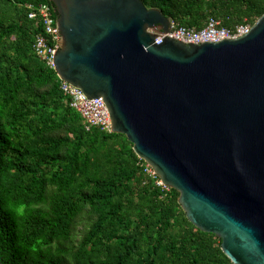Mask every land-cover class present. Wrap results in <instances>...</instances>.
Here are the masks:
<instances>
[{
	"label": "trees",
	"instance_id": "trees-1",
	"mask_svg": "<svg viewBox=\"0 0 264 264\" xmlns=\"http://www.w3.org/2000/svg\"><path fill=\"white\" fill-rule=\"evenodd\" d=\"M141 1L195 30L264 15V0ZM40 5L54 10L51 0H0V264H233L125 135L85 129L35 52L44 28L29 8Z\"/></svg>",
	"mask_w": 264,
	"mask_h": 264
},
{
	"label": "water",
	"instance_id": "water-1",
	"mask_svg": "<svg viewBox=\"0 0 264 264\" xmlns=\"http://www.w3.org/2000/svg\"><path fill=\"white\" fill-rule=\"evenodd\" d=\"M55 72L104 99L112 131L233 264H264V15L245 36L184 44L141 0H51Z\"/></svg>",
	"mask_w": 264,
	"mask_h": 264
},
{
	"label": "built area",
	"instance_id": "built-area-1",
	"mask_svg": "<svg viewBox=\"0 0 264 264\" xmlns=\"http://www.w3.org/2000/svg\"><path fill=\"white\" fill-rule=\"evenodd\" d=\"M29 9V19L36 20L37 24H43L44 28V34L36 39L35 52L42 62L55 70V56L60 45V36L54 10L48 5H40L36 9L30 6ZM252 26L245 22L227 28L221 21L210 18L201 30H195L171 21L169 31L158 32V36L169 37L184 44L201 45L241 38L251 31ZM61 88L70 97L71 106L81 115L87 131L98 128L103 132L113 133L110 112L104 99H90L79 88L64 81ZM147 171L150 175L157 176L148 164ZM157 184L167 189L161 181Z\"/></svg>",
	"mask_w": 264,
	"mask_h": 264
},
{
	"label": "rangeland",
	"instance_id": "rangeland-1",
	"mask_svg": "<svg viewBox=\"0 0 264 264\" xmlns=\"http://www.w3.org/2000/svg\"><path fill=\"white\" fill-rule=\"evenodd\" d=\"M80 229H85V227L84 226H82V227H80ZM82 238V235L81 234H78V237H77V240H80Z\"/></svg>",
	"mask_w": 264,
	"mask_h": 264
},
{
	"label": "clouds",
	"instance_id": "clouds-1",
	"mask_svg": "<svg viewBox=\"0 0 264 264\" xmlns=\"http://www.w3.org/2000/svg\"><path fill=\"white\" fill-rule=\"evenodd\" d=\"M57 20V19H56ZM172 21V20H171Z\"/></svg>",
	"mask_w": 264,
	"mask_h": 264
}]
</instances>
